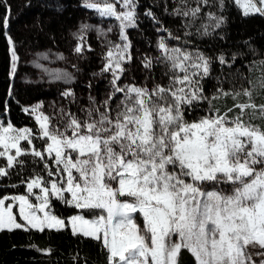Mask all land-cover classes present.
I'll list each match as a JSON object with an SVG mask.
<instances>
[{
  "label": "snow or ice",
  "instance_id": "obj_1",
  "mask_svg": "<svg viewBox=\"0 0 264 264\" xmlns=\"http://www.w3.org/2000/svg\"><path fill=\"white\" fill-rule=\"evenodd\" d=\"M229 2L244 17L264 16V0ZM213 6L212 0H195L194 7L179 0L169 15L185 18V37L211 36L225 22L204 11ZM215 6L223 12L225 0ZM83 7L118 22L121 42L106 41L103 67L94 74L108 73L110 88L103 100L89 94L86 105L78 104L73 89L63 90L60 96L77 104L76 112L53 105L46 113L43 104L24 108L36 130L0 120V181L29 163L33 168L20 179L23 194L0 196V232L70 230L97 242L106 264H182L185 256L191 264H264V123L254 122H264V103L256 102L264 97V59L244 65L249 71L260 65L254 79L244 77L239 88L227 90L217 80L209 96L204 82L212 75L213 58L161 37L158 55L142 59L149 71L164 67L161 80L151 86L123 83L124 65L133 58L127 29L138 26L137 0H84ZM10 11L5 9L3 28L15 75L19 56L6 31ZM202 13L209 23L193 33ZM144 15L161 23L150 9ZM92 29L82 23L73 34L78 56L93 50L86 39ZM157 31L181 40L162 25ZM236 60V53L231 63L224 54L216 57L228 67ZM43 71L74 82L69 72ZM221 99L223 109L214 104ZM54 201L75 214L56 215Z\"/></svg>",
  "mask_w": 264,
  "mask_h": 264
},
{
  "label": "trees",
  "instance_id": "obj_2",
  "mask_svg": "<svg viewBox=\"0 0 264 264\" xmlns=\"http://www.w3.org/2000/svg\"><path fill=\"white\" fill-rule=\"evenodd\" d=\"M137 2V15L140 17L137 21L138 26L127 29L128 39L131 42L130 51L136 52L137 55L135 59L132 58L131 63H128L129 69L127 68L121 79L127 72H130L132 76L129 79L135 80L132 82L137 85H142V77L153 81L155 77L162 76L165 70L162 65H154L153 69L149 71L142 64L144 56L155 57L158 55L159 36L168 37L166 32L157 31L161 25L167 28L172 35L181 37V40L177 41L181 46L191 50L198 48L213 58L212 75L204 82L206 95L211 96L215 91L217 80L220 82L219 86L227 90L233 86L239 88L244 83V77L254 79L259 75V64L252 66L250 71L244 65L264 59V16L256 14L244 17L242 10H238L229 0H225V9L220 12L215 6L216 0H212L214 6L206 8L204 11L222 15L225 17L224 24L221 28L213 31L211 36L185 37L184 32L189 30L183 26L187 23L185 18L169 15L179 4V0H137ZM188 3L190 6H195V0H188ZM81 6V0H0V120L10 121L16 128L36 130L38 126L34 118L25 113L23 109L31 107L34 103L41 101L43 97L51 98L57 92L54 87L13 84L10 75L9 45L3 28L6 8L11 10L6 30L7 35L15 41V48L21 64L24 63L23 58L33 52L44 49L59 51L66 58L65 64L76 75V81L71 89L76 94L78 104L86 105L89 94L98 100H103L110 88L111 77L108 73L94 74L100 73L103 67L104 42L97 43L95 38L86 35L93 50L85 52L82 57L74 52L76 40L72 38V32L76 30L78 23L86 18ZM149 9L161 22L160 24L154 23L151 18L144 15ZM202 23H209L203 13L201 19L196 21L190 30L195 33L196 28L200 27ZM189 39L193 43L184 45V41ZM233 53L237 54V60L231 67L220 65L216 61V57L224 54L231 63ZM24 66L23 64L20 67L19 73H25ZM163 82L165 81L163 80ZM89 83L92 84L91 89L88 88ZM256 102L264 103V97H258ZM214 104L223 109L225 100L215 101ZM231 104L232 100L228 98L227 106L230 107ZM65 107L76 112L78 105H69L66 100ZM254 122L264 123L260 120ZM35 143L39 146L41 141L37 140ZM26 159L30 161L31 157ZM0 163H4L2 158ZM32 170V165L29 163L20 171L19 175L13 172L10 177L0 181L5 185L0 187V196L23 194L25 189L23 185H20V179L30 176ZM11 184L20 186L9 187L8 185ZM53 211L65 219L75 214L71 208L55 201ZM37 248L50 250V252L37 251ZM85 261L86 264H106L104 254L100 251L97 242L90 238L73 236L70 230L50 231L46 229L44 233L22 230L0 232V264H85ZM182 264H191L190 257L185 256L182 259Z\"/></svg>",
  "mask_w": 264,
  "mask_h": 264
},
{
  "label": "rangeland",
  "instance_id": "obj_3",
  "mask_svg": "<svg viewBox=\"0 0 264 264\" xmlns=\"http://www.w3.org/2000/svg\"><path fill=\"white\" fill-rule=\"evenodd\" d=\"M83 3H84V0H81V5H82L81 9L86 14V18H84V20H81L78 23V27L76 28L75 31L72 32V38H74V40H76L73 34L77 33L79 31V26L82 23H84V24H89V25L93 26V29L91 31L87 32L86 35L87 36L89 35L90 37L95 38L97 40V43H100L102 41L106 45V41H112L114 43L121 42L119 40V28L117 26L118 22L115 21L114 18L101 17L100 15H98L95 12V10L83 7ZM138 18H140V17H138ZM96 29L103 31L106 35L105 36H98ZM109 29H111V31H109ZM161 37H164L166 42L169 43V45H171V46H181L180 44L177 43V41H175V40L172 41V40L168 39V37H166L165 35H160L159 40ZM131 53H132V57H134V59H135L136 58L135 56L137 55V53L134 51H132ZM44 55L48 56L47 60L42 58ZM60 55H62L64 57L63 60L58 58ZM22 61L24 62L23 64L25 65L24 66L25 73H23V72L19 73V69L23 65V64H21L22 63L21 60L18 61L15 75L11 74V69H10V75H11V80H12L13 84L14 83L20 84V85L25 84V85H32L35 87L41 86L44 88L54 87L57 90V92H55V94H53V96L51 98L43 97L41 99V101L34 103L32 106H34L36 104H43V106H44L43 110L46 113H52L53 112V105H55L56 108H59L61 106L65 107L66 100L60 96V93L63 90H65L66 88H71L73 86V84L76 81V75L73 72V70L69 69L68 66L65 64L66 58H65L64 54H62L61 52L56 51V50L44 49L41 51L33 52L32 54H30L26 58H23ZM36 64L41 65L42 68L36 67L35 66ZM102 65H103V63H102ZM124 67L126 69L127 68L129 69L128 64H125ZM43 69H48L50 72H56V71L69 72L73 75L74 82L71 84H65L62 80H55L52 76L46 74L43 71ZM135 74H138V73H135ZM131 76H132L131 73L127 72L125 74V77L122 79V82L123 83H133L132 81H135V80L129 79V77H131ZM144 78L145 77H142V79L144 81V82L142 81V83L148 84L149 86H151L153 81L148 80L147 77L145 79ZM160 78H161V76H157V78L155 77V80L159 81V80H161ZM132 79H134V78H132ZM163 80L165 82H167L166 78H163ZM31 107H26V108H31ZM74 109H76V108H74ZM0 161H1V158H0ZM6 203H8V202L6 201ZM13 212L14 213L17 212L16 207L13 208ZM38 214L42 215L40 213H38ZM17 218L19 219V217H17ZM21 222H23V221H21Z\"/></svg>",
  "mask_w": 264,
  "mask_h": 264
}]
</instances>
